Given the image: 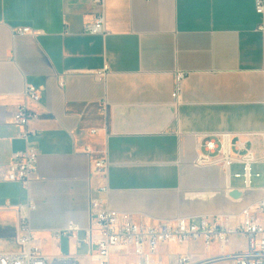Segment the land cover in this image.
<instances>
[{"label": "crops", "instance_id": "obj_1", "mask_svg": "<svg viewBox=\"0 0 264 264\" xmlns=\"http://www.w3.org/2000/svg\"><path fill=\"white\" fill-rule=\"evenodd\" d=\"M254 2L104 0L101 35L83 31L92 0H0V252L15 247L16 212L5 206L31 202L41 252L93 264L82 240L100 182L92 165L103 157L100 196L136 221L239 215L264 198V162L252 164L249 188L232 175L240 164H194L203 135L224 132L264 158V17ZM176 69L188 72L178 102ZM22 105L40 114L26 139L13 123ZM25 147L38 154L28 188L3 179ZM68 221L80 229L56 236Z\"/></svg>", "mask_w": 264, "mask_h": 264}, {"label": "built area", "instance_id": "obj_2", "mask_svg": "<svg viewBox=\"0 0 264 264\" xmlns=\"http://www.w3.org/2000/svg\"><path fill=\"white\" fill-rule=\"evenodd\" d=\"M98 10L92 21L83 24V31L88 34H105V17L103 12L104 0H92ZM255 10L264 17V0H255ZM264 28V24L260 25ZM18 34H32L29 27H17ZM97 72L104 75V70ZM188 72L176 69L173 72L174 86L172 99L178 102L181 95L182 82ZM58 83L63 84L62 76ZM24 96L31 101L40 99L38 91L32 86H25ZM39 113L27 106H19L13 113V123L21 130L17 137L26 139L27 124L31 119L39 117ZM203 151L197 153L194 164H220L229 170L232 164H240L241 171L233 173L236 178L243 180L249 188L252 164L264 162L258 159L254 150L246 146V141L240 135L232 133H213L203 135ZM38 154L33 147H25L12 153L10 162L6 165L3 179L17 182L28 188L36 170ZM106 157L93 162L94 173L100 179L95 187L97 195L89 197V220L84 228L88 245L87 254L93 264H120L112 262V255L118 254L128 260L126 264H264V198L253 207H245L239 215H198L188 218H178L173 221H158L147 223L136 221L128 213H121L108 205L107 199L100 195L108 192ZM16 212L15 249L0 252V264H79L76 258L62 256L51 258L44 255L34 240L33 229L30 225V212L35 209L31 202L25 204L6 205ZM239 218V219H238ZM80 227L73 221L55 231V235H69ZM242 234L247 239L245 249L233 253L196 259L191 254H164L159 246L167 242L183 243L200 240L205 248L212 242L227 244L230 236Z\"/></svg>", "mask_w": 264, "mask_h": 264}, {"label": "rangeland", "instance_id": "obj_3", "mask_svg": "<svg viewBox=\"0 0 264 264\" xmlns=\"http://www.w3.org/2000/svg\"><path fill=\"white\" fill-rule=\"evenodd\" d=\"M247 246V239L242 234H234L230 236L229 242L223 244L220 242H212L208 248H205L204 244L198 241H186L183 243L167 242L159 246L160 252L164 254H191L196 259L212 257L216 255L233 253L245 249ZM12 249H15L13 246ZM112 262L126 264L128 262L124 257L114 254L111 257ZM83 264H87V261H83ZM224 264H231V262H226Z\"/></svg>", "mask_w": 264, "mask_h": 264}, {"label": "water", "instance_id": "obj_4", "mask_svg": "<svg viewBox=\"0 0 264 264\" xmlns=\"http://www.w3.org/2000/svg\"><path fill=\"white\" fill-rule=\"evenodd\" d=\"M230 196H232V197H237V196H239L240 194H241V192L240 191H238V190H232V191H230Z\"/></svg>", "mask_w": 264, "mask_h": 264}]
</instances>
